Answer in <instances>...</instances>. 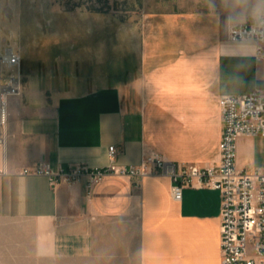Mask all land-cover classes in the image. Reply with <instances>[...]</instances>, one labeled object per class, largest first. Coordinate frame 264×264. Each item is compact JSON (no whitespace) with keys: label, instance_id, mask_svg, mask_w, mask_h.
<instances>
[{"label":"crops","instance_id":"obj_1","mask_svg":"<svg viewBox=\"0 0 264 264\" xmlns=\"http://www.w3.org/2000/svg\"><path fill=\"white\" fill-rule=\"evenodd\" d=\"M257 8L258 0H177L148 10L122 50L86 34L90 44L30 70L8 99L0 146V258L220 264L217 189L185 186L174 199L168 175L108 174L87 196L84 178L53 185L22 170L106 165L110 145L117 164L150 152L176 165L218 163L219 97L264 89V42L228 38ZM235 147L237 168L264 167V135H239Z\"/></svg>","mask_w":264,"mask_h":264},{"label":"built area","instance_id":"obj_2","mask_svg":"<svg viewBox=\"0 0 264 264\" xmlns=\"http://www.w3.org/2000/svg\"><path fill=\"white\" fill-rule=\"evenodd\" d=\"M232 42H264V19L232 24L228 28ZM1 46V44H0ZM256 53L264 58V49ZM13 69L6 75L3 68ZM21 54L13 47L0 48V146L4 147L8 122V99L21 91ZM224 116V129L219 143V161L211 165L178 164L165 160L158 153H146L137 165L117 164L116 147L108 146L109 162L102 166L85 163L70 164L67 169L52 170L48 164H38L22 173L47 175L51 184L61 180L85 179L87 196L105 175L141 178L165 174L173 184L174 199H180L182 188L208 187L220 193V264H264V167L239 169L236 166L235 141L239 135H264V89H253L242 95L219 97Z\"/></svg>","mask_w":264,"mask_h":264},{"label":"rangeland","instance_id":"obj_3","mask_svg":"<svg viewBox=\"0 0 264 264\" xmlns=\"http://www.w3.org/2000/svg\"><path fill=\"white\" fill-rule=\"evenodd\" d=\"M177 0H0V48L13 47L21 54V81L30 70L41 71L73 54L78 44H90L86 34L107 37L103 50L130 45L144 14L169 8ZM257 19V18H255ZM254 20V19H253ZM99 46L101 42L97 43ZM13 70V69H12ZM4 67L6 75L12 71ZM0 264H119L120 261H10Z\"/></svg>","mask_w":264,"mask_h":264},{"label":"clouds","instance_id":"obj_4","mask_svg":"<svg viewBox=\"0 0 264 264\" xmlns=\"http://www.w3.org/2000/svg\"><path fill=\"white\" fill-rule=\"evenodd\" d=\"M257 13L260 18L264 19V0H258Z\"/></svg>","mask_w":264,"mask_h":264},{"label":"bare ground","instance_id":"obj_5","mask_svg":"<svg viewBox=\"0 0 264 264\" xmlns=\"http://www.w3.org/2000/svg\"><path fill=\"white\" fill-rule=\"evenodd\" d=\"M0 34H1V31H0Z\"/></svg>","mask_w":264,"mask_h":264}]
</instances>
